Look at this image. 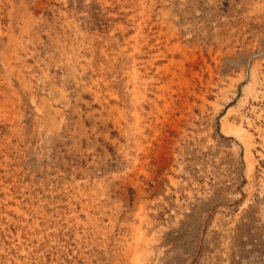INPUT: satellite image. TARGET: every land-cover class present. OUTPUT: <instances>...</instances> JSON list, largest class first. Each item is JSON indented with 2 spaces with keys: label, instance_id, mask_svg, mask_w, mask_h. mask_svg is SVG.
I'll return each mask as SVG.
<instances>
[{
  "label": "rangeland",
  "instance_id": "1",
  "mask_svg": "<svg viewBox=\"0 0 264 264\" xmlns=\"http://www.w3.org/2000/svg\"><path fill=\"white\" fill-rule=\"evenodd\" d=\"M134 257L264 264V0H0V264Z\"/></svg>",
  "mask_w": 264,
  "mask_h": 264
},
{
  "label": "bare ground",
  "instance_id": "2",
  "mask_svg": "<svg viewBox=\"0 0 264 264\" xmlns=\"http://www.w3.org/2000/svg\"><path fill=\"white\" fill-rule=\"evenodd\" d=\"M134 47V46H133ZM137 48V47H136ZM135 48V49H136ZM18 51V50H17ZM12 52V51H11ZM134 57V56H133ZM134 74V76H132V79H133V81H134V87L136 88V91H138L139 90V87L141 86L137 81H138V79L139 80H141V83H142V78L140 79V76H141V73H140V70L139 69H136L135 70V72L133 73ZM140 91V90H139ZM134 94V93H133ZM138 99H140V97H138ZM139 130H141L140 128H139ZM140 132V131H139ZM141 134V133H140ZM20 208V207H19ZM21 209V208H20ZM140 235V234H139ZM138 235V236H139ZM139 238V237H138ZM140 239V238H139ZM139 242V241H138ZM137 242V243H138ZM139 245H140V243H139ZM132 247V246H131ZM134 248V247H133ZM132 248V249H133ZM135 249V248H134ZM138 250V249H137ZM141 252V251H140ZM135 253V252H134ZM141 255V254H140ZM136 257H134V259H133V264H137V261H136ZM139 261V260H138Z\"/></svg>",
  "mask_w": 264,
  "mask_h": 264
}]
</instances>
